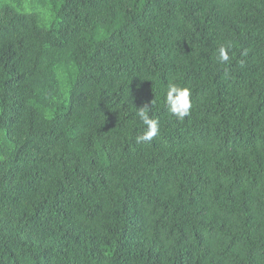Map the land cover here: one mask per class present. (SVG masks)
<instances>
[{
  "label": "trees",
  "instance_id": "1",
  "mask_svg": "<svg viewBox=\"0 0 264 264\" xmlns=\"http://www.w3.org/2000/svg\"><path fill=\"white\" fill-rule=\"evenodd\" d=\"M0 264H264V0H0Z\"/></svg>",
  "mask_w": 264,
  "mask_h": 264
},
{
  "label": "clouds",
  "instance_id": "2",
  "mask_svg": "<svg viewBox=\"0 0 264 264\" xmlns=\"http://www.w3.org/2000/svg\"><path fill=\"white\" fill-rule=\"evenodd\" d=\"M230 45H221L217 50V59L220 63L230 61ZM165 103L169 112L179 120H183L190 114L192 108L191 89L186 86H179L175 83L169 84L166 90ZM136 115L145 126L144 131L136 136V142H150L160 131L159 121L149 115L148 106L139 107Z\"/></svg>",
  "mask_w": 264,
  "mask_h": 264
}]
</instances>
